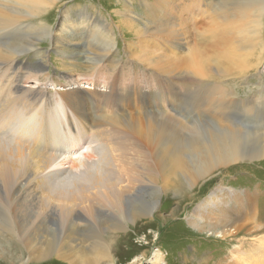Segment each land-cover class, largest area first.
I'll return each mask as SVG.
<instances>
[{
    "label": "bare ground",
    "instance_id": "1",
    "mask_svg": "<svg viewBox=\"0 0 264 264\" xmlns=\"http://www.w3.org/2000/svg\"><path fill=\"white\" fill-rule=\"evenodd\" d=\"M28 1L33 4L35 0ZM126 1H120L123 6L117 12V16L126 23L127 30L133 28L134 33L138 36L147 34L136 25L133 19V16L138 14L135 10L136 6L129 0ZM6 2H13V0H6ZM220 3L219 10L221 12L224 11L223 9L228 10L233 6L248 8L250 4L241 0L231 2L220 0ZM256 3L257 7L252 8L253 16L255 15V19H252L254 25H251L249 30L251 31V44L254 46L249 51V56L245 57V64L239 72L242 75L247 74L250 65L255 61L252 57L253 51L258 48L264 49V39L261 37L264 23L261 21L264 3ZM60 5L64 6L63 2ZM74 8L79 10L77 11L78 16L82 23H86V27H88V23L90 24V20H93V31H90L88 43L96 42L92 40L93 37L98 38L105 34V46H95L98 53L93 52L92 56L87 57L90 60L88 62L90 74H96L97 79L105 75L107 77L108 74L109 77L105 80L112 92L119 84L125 94L122 90L113 92L116 96L113 100L115 107L111 110L113 113L107 114L105 111L106 113L104 112L105 114L103 113L102 116H98L96 111L90 109L87 98L77 96L74 100L80 99V103H77L79 107H76L77 110L70 108L71 115L67 117V123L63 128L59 126L60 119L55 114L47 115L37 109L40 105L38 102L43 96L42 88L29 87L25 83H19L23 79L39 80L40 74H46L45 64L49 61L50 55L47 51L42 50L38 43H32L29 48L23 49V51H32L36 60L39 59V63L32 66L30 70H23L20 67V72L16 74L17 82L13 85L15 88L0 93V191L2 192H0V256L4 264H21L22 252L25 249L29 251L31 248L39 249V255L43 256L40 259L42 261L56 253H58L57 257H60L61 248L65 247L70 251L75 247L73 245L75 241L71 237L81 242H76L80 264H103V261L113 264V251L118 247L126 249L123 242L130 239L127 232L120 235L127 229L126 220L135 221L137 217L151 216L152 212L150 207H145L143 210L136 207L134 211H126L125 202L129 198L134 199L147 187L153 189L152 195H154L155 188H158L156 185L161 181L160 177H163L162 181L167 180L169 174H173V172L181 174L186 180L195 182L198 179L209 178V174L215 168L226 166L230 162L264 157V133H255L258 128L264 129V126L257 125L254 130H241L228 118L232 110L240 109L243 115L250 114L258 119L264 115V102L260 107L258 99H254V96L246 98L238 91L230 94L229 90L224 88L221 83L214 81L215 77H213L214 82L211 86H206L204 81L215 74H211L208 64L209 55L203 48L201 53V48L196 44L187 53H180V55L176 53L178 56L176 59L174 58L175 62L170 67L171 69L164 66L168 79L167 94H169V97L164 101L168 102L173 110L180 109L184 103L189 111L198 109L200 117L204 113L214 117L208 118L205 122H216L218 126L213 129L197 127L193 121L186 119L187 123L191 121V127H187L181 122L186 116L182 117L183 120L176 119L177 114L174 113V115L173 112L170 115L175 117L167 113L164 114V118L159 120L155 119L151 112L147 113L149 117L145 119L146 122L144 120L146 126L141 124L143 121L139 119V116L133 114L129 116L126 106L130 105L133 100L138 102V98L141 96L136 93L139 85L143 82H147L148 85H153V83L137 79L135 76V78L128 76L134 73L119 75L116 65L108 66L110 63L117 62L110 58V55L116 50L112 22L108 18L100 20L93 17L88 19L89 15L85 16L84 13L87 11L86 8L70 7L72 10ZM64 11L66 12V9ZM233 11L236 12V10ZM150 13L152 17L156 16L155 11H150ZM227 13L230 15L231 12L228 10ZM12 15L0 7V32L20 30L19 34H13L7 38V41L11 39L15 43V35L22 34L24 26H20L18 29L16 27L17 19ZM221 15L223 14L221 13ZM52 17L55 18L56 13ZM159 17L161 18L162 15L159 14ZM98 20L102 22H98ZM43 24L45 27L35 33L37 36L45 34L50 38L53 35L51 24ZM183 24L181 23L179 26ZM156 26L157 23L154 27ZM177 29L172 26L171 30H167L170 32L168 40L175 41L179 37ZM65 30L63 29V32ZM137 35L135 37H138ZM218 40L224 46L222 33ZM7 41H0V49L5 46L3 43H8ZM88 43L87 47L90 46ZM16 48L19 49L20 46L16 45ZM16 48L12 49L11 47L12 50H10L13 56L11 65L17 66L18 69L20 61H18L19 55ZM54 53L57 56L56 59H59L60 56L68 57V50L59 45ZM222 54L229 57L227 52ZM7 64H2L0 61V72ZM219 66L221 71L218 69L216 71L222 75L225 67L222 64ZM132 67L133 65L130 64V68ZM181 76L190 78L187 85L180 81L179 77ZM244 77L248 78L246 75ZM74 79L78 80L77 77ZM103 82L105 83V81ZM36 83L40 87V81H36ZM72 89L75 88L72 87ZM74 91V95H76L79 90ZM261 93L262 90H258L254 95ZM45 101L48 102V106L45 107L51 108L49 105H52L55 99L47 98ZM103 101L106 106V99L101 98L99 103L102 104ZM12 103H14L13 106L16 105V114L12 115V113L8 115L11 117L9 120H3L2 111ZM99 106L101 105L99 104ZM102 108L105 107L102 106ZM155 115L157 116V114ZM64 134L69 136L64 138ZM80 142H91L95 155L93 159L87 156V159L83 160L84 170L79 173L73 172L76 167H80L75 165H72L70 169H62L61 164L64 165V161H59L61 164L58 161L59 164H54L65 151V147H71ZM250 144L253 146L252 150H248ZM185 155H191L190 159L185 160ZM188 163L192 168L188 166ZM58 165H60L58 167L60 170L55 172L50 170L51 167ZM173 187L181 189L182 186L177 184ZM219 189L218 187L216 190ZM215 191L211 193V197L215 195ZM246 200L249 205L251 198L247 197ZM105 203L109 205L107 206L109 209L105 210ZM200 208L197 206L191 213L185 214V219L192 225L191 231L194 233H205V231L217 233L219 229L226 228V231H221L222 234H217L218 237H224L229 234L227 230L231 229L230 225L239 219L242 207L240 208L236 204L233 207H224L214 219L211 215L203 213ZM174 216L176 215L172 217ZM163 220L167 221V219ZM52 224H57L58 227L53 229L50 227ZM207 225H212L215 229L205 230ZM239 226L238 224L237 228ZM105 233H109L113 238L112 245L105 244ZM63 235L67 239L61 244ZM143 256H146L145 252ZM140 260L139 258L138 261Z\"/></svg>",
    "mask_w": 264,
    "mask_h": 264
},
{
    "label": "rangeland",
    "instance_id": "2",
    "mask_svg": "<svg viewBox=\"0 0 264 264\" xmlns=\"http://www.w3.org/2000/svg\"><path fill=\"white\" fill-rule=\"evenodd\" d=\"M23 1L6 2V0H0V7H3L10 15L13 14L14 16H12L17 19L16 27L19 29L20 26H24L23 33L15 35V43L11 39L7 41V38L13 34H19L20 30H3L0 32V41L8 42L7 44L6 42L3 43L5 46L0 49V61L2 64H9L3 66L4 68L0 72V93L15 88L13 85L17 82L16 74L21 69L30 70L32 66L39 63V59L36 60L32 51H23V49L29 48L32 43H38L41 49L47 51L50 55L49 61L45 62L46 74H40L39 80L23 79L19 83H25L29 87L42 88L41 94L43 96L38 102L40 105L37 109L47 115L55 114L60 119L59 126L63 128L67 123V117L71 115L70 108L77 110L76 107H79L77 103H80V99L74 100L77 96L87 98L90 109L96 111L98 116H102L105 111L107 114L113 113L111 110L115 107L113 100L116 97L113 92L123 91L121 85L118 84L112 92L111 87L109 88L105 80L109 77L108 74L107 77L105 75L99 79L96 78V74H90L88 64L90 60L87 57L98 51L95 46H105V34L100 35L98 38L93 37L92 40L97 43H88L90 31H93V20H90V24L88 23V27H86V23H82L81 18L78 16L77 11L79 10L77 8L72 10L70 9L71 6L86 8L87 11L84 13L85 16L89 15L88 19L93 17L100 20L108 18L112 22L111 27L113 36L116 38V50L110 55V58L117 62L110 63L108 66L116 65V70L119 69L117 71L119 75L134 73L128 76L153 83V85H148L147 82H143L139 85L136 93L141 96L138 98V102L133 100L130 105L126 106L128 115L139 116V119L143 121L141 122L143 126H146L145 119H148L147 113L149 112L157 120L164 118V114L169 113L168 115H170L172 112L177 116L175 117V114L170 116L176 119H182L186 116L185 122H183V119L181 122L187 127H191V121L197 127L213 129V127L218 126L216 122H211L212 124L205 122L208 118L214 117L205 113L200 117L198 109L189 111L184 103L177 111L173 110L169 103L164 101L169 97V94H167L168 79L164 66L171 69L170 67L174 65L176 57L180 53H187L194 44L201 48V53L203 52L202 48L207 52L211 74H215L204 81L206 86H211L214 81L219 82L229 90L230 94L238 91L246 98L254 96V99H258V105L263 106L264 49L258 48L253 51L252 57L255 61L250 65L247 74L245 73L248 76L247 79L244 74L242 75L239 72L245 64V57L249 56V51L254 46L251 44V31H249L251 25H254L252 19H255L252 8L257 7L256 2L264 3V0H241L250 3L248 8L246 7V9L244 6L235 8L233 6L230 9L228 8L231 12L230 15L227 13V9H223L222 12L219 10V6L221 7L220 0H129L137 7H135V10L138 14L133 16V19L136 25L147 33L143 36L134 33L133 28L127 30L126 23L117 16V12L123 6V3H120L122 0H52L53 3L49 2L51 0H35L33 4L28 0ZM61 2L64 6L60 5ZM233 10H236V12ZM150 11H155L156 16L152 17ZM55 13L56 17L53 18L52 16ZM100 14L102 15L100 16ZM159 14L162 15L161 18ZM261 19L263 23L264 13ZM98 22L102 21L98 20ZM43 23H47L46 25L51 24L53 35L50 38L45 34L37 36L35 33L43 27ZM156 23L157 26L154 27ZM177 23L184 24L179 26ZM172 26L178 28L179 37L175 41L168 40L170 32L167 30H171ZM63 29L66 30L63 32ZM184 33H186L185 36ZM221 33L224 46L218 40ZM135 35L138 37H135ZM261 37L264 39V23ZM87 43L90 46L87 47ZM3 44L1 45L3 46ZM16 45L20 48L17 49ZM58 45L68 50V57L60 56L59 59H56L57 56L54 52ZM11 47L12 49L13 47L16 48L19 55L18 69L17 66L11 65L13 57L10 51L12 50ZM226 52L229 57L222 54ZM130 64L134 68H130ZM221 64L226 70L223 71L222 75L216 71V69L221 71L219 66ZM75 77L78 80H75ZM213 77H215L214 81ZM179 79L185 85L190 80V78L187 79L184 76L179 77ZM36 81H40V87H38ZM72 87L75 89H72ZM74 90H79L76 95H74ZM258 90H262V93L254 95ZM174 92L175 90L172 92V96ZM123 93L125 94L124 91ZM136 93L134 92V94ZM47 98L55 99L54 103L49 105L51 108L45 107L48 106V102L45 101ZM101 98L106 99V106H104L105 101L102 104L99 103ZM14 103L12 105L6 104L7 106L2 111L3 120H9L11 117L8 115L12 113V115L16 114L15 110L17 108L16 105L13 106ZM102 106L105 108L103 109ZM255 117L250 114L243 115L240 109L232 110L228 115L229 120L237 125L239 129L247 131L254 130L257 125L264 126V115L258 119H255ZM175 118L173 119L176 120ZM186 119L191 121L187 123ZM255 133H264V129L258 128ZM67 136L69 135L64 134V138H67ZM90 143L80 142L71 147H65V151L62 152L54 164L64 161V165L60 163L63 166L62 169H70L72 165H75L80 167H76L73 172H81L84 170L82 164L87 159L86 157L95 158ZM252 149L253 146L250 144L248 150ZM189 157L191 155L184 156L185 160H189ZM90 158L89 160H91ZM57 161L60 162L57 163ZM188 166H191L190 163H188ZM58 167L60 165L53 166L50 170L55 172L60 170ZM162 178L161 176V181L156 185L158 188H155L154 195H152L153 189L147 187L148 189L145 188L143 193L138 194L134 199L129 198L125 202L126 211H134L136 207L140 210L150 207L152 212L151 216L137 217L135 221L126 220L127 229L120 235L127 232L130 239L123 242L126 249L118 247L113 251V264H264V157L262 159L255 157L254 159H240L237 162H230L226 166L215 168L209 174V178L205 180L189 181L177 172L169 174L167 180L162 181ZM177 184L182 186L181 189L173 187ZM218 187L220 189L216 190ZM213 191H215V195L211 197ZM247 197L251 198L249 205L246 200ZM234 204L239 205L240 208L242 207L239 213L240 217L230 225L229 228L231 229L227 230L229 234L224 237H218L217 234H222L221 231H226V228H218L220 231L218 230L217 233L211 231L194 233L191 231L192 225L185 219V216L195 210L197 206L201 207L200 210L203 213L211 215L214 219L224 207H233ZM107 206L109 205L105 203V210L109 209ZM173 215L176 216L172 217ZM163 219H167V221L164 222ZM238 224L241 227L237 228ZM50 227L55 229L58 226L52 224ZM213 229L215 227L212 225L205 227V230ZM66 239L67 237L63 235L61 244ZM71 239L75 241L73 243L75 247L72 250L69 251L63 247L60 249V252H62L60 257H57L58 253H56L49 255L43 261L40 260L43 256L39 255V249L31 248L29 251L25 249L22 252L21 264H80L76 242H81L72 237ZM104 242L107 246L113 244V238L110 237L109 233L104 234ZM144 252L146 256H143ZM139 258L141 262L138 261ZM160 258L162 260H159ZM102 263L107 264V261ZM0 264H4L1 256Z\"/></svg>",
    "mask_w": 264,
    "mask_h": 264
}]
</instances>
